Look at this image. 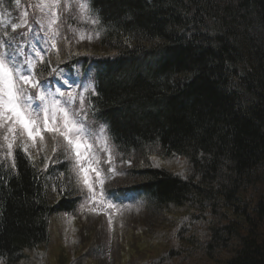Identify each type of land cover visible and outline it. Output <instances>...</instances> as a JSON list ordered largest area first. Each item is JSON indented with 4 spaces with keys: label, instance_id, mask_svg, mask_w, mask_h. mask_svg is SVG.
Segmentation results:
<instances>
[{
    "label": "trees",
    "instance_id": "16d2710c",
    "mask_svg": "<svg viewBox=\"0 0 264 264\" xmlns=\"http://www.w3.org/2000/svg\"><path fill=\"white\" fill-rule=\"evenodd\" d=\"M91 5L94 45H71L66 32L79 26L61 9L57 48L39 69H103L89 114L129 162L115 191L133 197L120 206L180 214L174 244L151 263L264 264V0ZM19 144L14 168L0 152L2 264L46 246L49 219L71 216L79 201L68 167L34 162Z\"/></svg>",
    "mask_w": 264,
    "mask_h": 264
},
{
    "label": "rangeland",
    "instance_id": "374dc122",
    "mask_svg": "<svg viewBox=\"0 0 264 264\" xmlns=\"http://www.w3.org/2000/svg\"><path fill=\"white\" fill-rule=\"evenodd\" d=\"M39 2L40 0H11L9 3L7 0H0V53L21 50L32 52L33 49H43L42 62L41 57H35L34 69L39 62L41 64L44 62L45 52L53 48V37L47 30V23L45 22L43 26L39 23L43 18V14L36 7ZM65 3L72 5L67 11L63 8ZM61 9L67 17L72 16L79 26L78 30L72 29L71 32H66L71 36L70 39L73 37L71 45L86 49L89 48L87 44L93 46L94 44L87 38L89 35L92 36L93 29L86 30L88 20L80 19L77 0H62ZM14 24L19 25L15 31L12 27ZM40 35H43L44 39H39ZM82 35L85 36L84 40L80 39ZM58 39L59 31L55 37L56 43ZM8 44L12 47H7ZM49 70L54 74L46 71L44 76L36 80L50 85V91L59 89L65 94L68 92L76 94L73 106L84 109L85 103L82 105L80 100L83 98L86 101L90 93L94 92V69L82 70L77 67L72 73L58 68ZM88 85H91V88L87 87ZM87 120L95 127L94 119L87 116ZM44 135L43 144L39 140L33 144L31 140L25 138L29 158L38 162L39 157L43 155L46 162L58 161L68 167L69 172L66 178L77 189L78 194L74 198L79 201L75 213L71 216L61 213L49 219V242L46 246L24 251L21 259L15 264H150L171 248V244H174L172 223H176L180 214L169 211V216L166 217L165 214L162 215L164 213L162 212L153 219L151 216L142 214L143 210L135 209L137 214H133L131 206L120 209L115 205L116 202H111L106 197L108 190H113L114 187L125 182L123 181L125 168L129 166L127 161L114 163L116 154L107 144V140L98 136L95 141H90L106 169L101 168L105 177V194L103 197L100 195L101 188L97 183L96 196L93 197V194L79 182L74 168V158L65 151L63 140L58 138L54 141L50 134L44 133ZM0 144H3L2 139ZM57 144L59 151L54 153L53 147ZM102 150H104L103 154ZM2 151L5 152L6 148H0V152ZM166 165L168 164L155 162V167ZM176 166H179L178 174L183 175L185 163L182 166V163L178 162ZM91 175L95 179L94 174ZM109 204L112 207H109ZM129 204L130 201L125 202L126 206Z\"/></svg>",
    "mask_w": 264,
    "mask_h": 264
},
{
    "label": "snow or ice",
    "instance_id": "6c2138e0",
    "mask_svg": "<svg viewBox=\"0 0 264 264\" xmlns=\"http://www.w3.org/2000/svg\"><path fill=\"white\" fill-rule=\"evenodd\" d=\"M36 7L43 14L39 23L41 26L47 23V30L53 37L52 47L57 48L55 37L58 35V24L63 14L62 0H40ZM71 7L70 3L63 5L65 11ZM77 7L80 19L99 24V19L90 15L93 11L91 0H77ZM12 27L15 31L19 25L14 24ZM87 38L92 39L91 35ZM39 39H44L43 35H40ZM80 39L84 40L85 36H80ZM7 47L12 45L8 44ZM42 51L43 49H33L32 52L21 50L0 53V139L3 141L0 148H6V157L12 160L14 168L17 141L20 142L19 147L27 153L25 138L31 140L33 144L37 140L43 144L44 133L50 134L54 141L62 139L65 151L74 158V168L79 182L93 194V197L96 196L95 185L98 183L101 188L100 195L103 197L105 177L100 167L101 159L90 141H95L98 136H102L106 141L105 128L100 126L98 130L95 129L88 122L83 107L77 109L73 106L76 94L72 92L65 94L59 89L50 91V85L32 79L35 57H41ZM95 71L99 75L103 69L97 67ZM87 87L91 88V85ZM80 103L82 105L85 103L83 98ZM58 151L57 144L53 147V152ZM91 174H94L95 179ZM109 207L112 205L109 204Z\"/></svg>",
    "mask_w": 264,
    "mask_h": 264
}]
</instances>
